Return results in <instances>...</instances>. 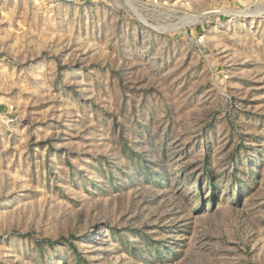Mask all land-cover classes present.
Returning a JSON list of instances; mask_svg holds the SVG:
<instances>
[{"label": "rangeland", "instance_id": "obj_1", "mask_svg": "<svg viewBox=\"0 0 264 264\" xmlns=\"http://www.w3.org/2000/svg\"><path fill=\"white\" fill-rule=\"evenodd\" d=\"M0 264H264V0H0Z\"/></svg>", "mask_w": 264, "mask_h": 264}]
</instances>
